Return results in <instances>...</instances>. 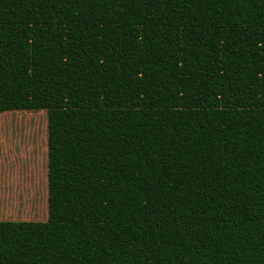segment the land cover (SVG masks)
Masks as SVG:
<instances>
[{
  "label": "trees",
  "instance_id": "obj_1",
  "mask_svg": "<svg viewBox=\"0 0 264 264\" xmlns=\"http://www.w3.org/2000/svg\"><path fill=\"white\" fill-rule=\"evenodd\" d=\"M41 110L0 264H264V0H0V114Z\"/></svg>",
  "mask_w": 264,
  "mask_h": 264
},
{
  "label": "rangeland",
  "instance_id": "obj_2",
  "mask_svg": "<svg viewBox=\"0 0 264 264\" xmlns=\"http://www.w3.org/2000/svg\"><path fill=\"white\" fill-rule=\"evenodd\" d=\"M48 113L0 114V220L47 221Z\"/></svg>",
  "mask_w": 264,
  "mask_h": 264
}]
</instances>
